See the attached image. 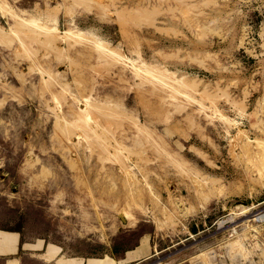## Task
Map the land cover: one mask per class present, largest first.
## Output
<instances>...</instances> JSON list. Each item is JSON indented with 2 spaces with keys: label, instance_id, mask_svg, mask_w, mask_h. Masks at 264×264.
I'll return each instance as SVG.
<instances>
[{
  "label": "rangeland",
  "instance_id": "1",
  "mask_svg": "<svg viewBox=\"0 0 264 264\" xmlns=\"http://www.w3.org/2000/svg\"><path fill=\"white\" fill-rule=\"evenodd\" d=\"M262 142L264 0H0V235L264 264Z\"/></svg>",
  "mask_w": 264,
  "mask_h": 264
},
{
  "label": "crops",
  "instance_id": "2",
  "mask_svg": "<svg viewBox=\"0 0 264 264\" xmlns=\"http://www.w3.org/2000/svg\"><path fill=\"white\" fill-rule=\"evenodd\" d=\"M143 235V234H142ZM140 235V236H142ZM138 237L136 243L131 247L123 250L119 255H101V256H76L66 254L63 248L53 244V253L50 257L45 256L46 250L50 242L40 240V243L23 241L20 234L16 231H5L0 240V255L5 257H15L24 254L25 251H36L41 264H136L145 261L153 255V248L147 236L146 242L140 244ZM109 258L106 261L105 257Z\"/></svg>",
  "mask_w": 264,
  "mask_h": 264
},
{
  "label": "bare ground",
  "instance_id": "3",
  "mask_svg": "<svg viewBox=\"0 0 264 264\" xmlns=\"http://www.w3.org/2000/svg\"><path fill=\"white\" fill-rule=\"evenodd\" d=\"M262 143H264V142H262ZM121 163H123V162H121ZM124 167V166H123ZM122 167V168H123ZM124 169V168H123ZM125 171V170H124ZM126 172V171H125ZM132 179H134V178H132ZM132 182V181H131ZM136 182V181H135ZM137 183V182H136ZM250 214V213H249ZM263 216H264V211H262V212H260L259 214H255V215H253V216H251V219H253V220H258V221H260L262 218H263ZM251 229V228H250ZM251 230H253V228L251 229ZM255 230V229H254ZM249 231V229L247 228V230H245V234H244V232H243V234L244 235H242L243 237H252V236H249L250 235V232H248ZM240 235H238V238L240 239ZM247 239V238H246ZM235 244V243H234ZM236 245V244H235Z\"/></svg>",
  "mask_w": 264,
  "mask_h": 264
}]
</instances>
